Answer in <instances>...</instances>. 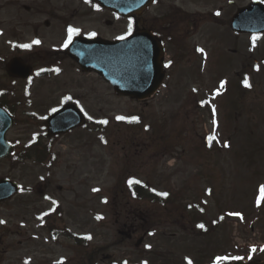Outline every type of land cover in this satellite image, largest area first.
I'll list each match as a JSON object with an SVG mask.
<instances>
[{
  "label": "rangeland",
  "instance_id": "374dc122",
  "mask_svg": "<svg viewBox=\"0 0 264 264\" xmlns=\"http://www.w3.org/2000/svg\"><path fill=\"white\" fill-rule=\"evenodd\" d=\"M249 1L156 0L142 12L168 32L171 58L162 86L144 99L115 93L94 71L72 75L62 59L65 72L51 81L80 86L86 122L52 141L43 160L37 150L18 161L34 134L39 144L46 139L38 118L16 110L7 131L16 149L0 158V177L22 189L0 201V264H213L264 240V32L253 42L229 24ZM24 4L35 8L26 13ZM63 15L106 38L128 22L92 0H0L5 38L38 31L45 49L62 46ZM0 51L10 53L2 38ZM45 92L36 90L29 108L40 118L51 111ZM128 178L140 181L132 184L139 193Z\"/></svg>",
  "mask_w": 264,
  "mask_h": 264
},
{
  "label": "water",
  "instance_id": "95a60500",
  "mask_svg": "<svg viewBox=\"0 0 264 264\" xmlns=\"http://www.w3.org/2000/svg\"><path fill=\"white\" fill-rule=\"evenodd\" d=\"M100 5L112 8L121 15L139 13L153 0H95ZM236 31L261 32L264 30V4L251 0L241 6L230 19ZM68 52L84 70L93 69L112 83L118 93L136 98L151 95L163 79V46L150 30H136L123 39H107L98 35L80 36L69 44ZM10 73L26 76L29 67L18 58H12L7 66ZM84 114L81 109L65 104L46 118L50 133L67 131L81 124ZM13 124L12 116L0 106V157L8 155L12 144L6 139V131ZM18 183L9 177H0V200L12 196ZM139 238L137 243L141 241ZM219 264H264L260 261L225 260Z\"/></svg>",
  "mask_w": 264,
  "mask_h": 264
},
{
  "label": "flooded vegetation",
  "instance_id": "af4514ba",
  "mask_svg": "<svg viewBox=\"0 0 264 264\" xmlns=\"http://www.w3.org/2000/svg\"><path fill=\"white\" fill-rule=\"evenodd\" d=\"M81 2V0H80ZM25 12L29 13L35 6L25 5ZM80 8V6H76V9ZM75 10V8H73ZM58 14V13H56ZM116 16V15H115ZM60 20L65 19L62 27V36L59 38V43L64 44L65 39H67V28L71 25L73 28L79 29V32L76 33L73 37L84 35L81 27L78 26L77 23L68 20L67 16L63 15V18L58 16ZM118 17V16H116ZM129 20L132 21L131 31L129 32L128 23ZM49 22L46 19L45 24L47 25ZM150 29L154 35L164 44L165 49V59H164V69L165 76H167V68L169 66V62L171 58L166 57V44L167 41V31L160 28V26H154L145 21V17L141 14L131 15L128 17V22L126 26V30L124 31L123 36L136 31L143 29ZM169 30V29H168ZM170 31V30H169ZM4 29L2 26L0 27V39L2 41L7 42L10 45V53H3L0 51V105L7 109L14 117L16 116V110L18 109H27L25 111V115L29 118L39 119L41 121L40 125L43 128L41 135L46 139L44 142L45 145L52 146V141L58 139L62 134L50 135L47 132V127L45 124L46 116L52 112L53 109L61 106L66 103H74L80 107L81 106V92L78 90L80 88L79 85H72L73 83H66L62 86H56L53 84L56 82L57 77L61 76L65 72V67L62 63V59L68 60V68L69 72L72 75L79 73L82 68L79 63L67 52V47H52V48H43L41 44H44L42 40V35L38 31H34V34L27 40H21V35L19 33H12L10 38H5ZM33 40H39V44H32ZM22 44H31L30 48H23L19 45ZM44 50H42V49ZM11 57H19L25 63L30 66V73L28 76H21L16 73H10L6 67L7 62ZM167 65V66H166ZM57 69L59 71H57ZM165 79V78H164ZM51 81L50 85H36L37 81ZM20 81V82H19ZM22 82V83H21ZM69 85V86H68ZM39 90L40 92L46 91L43 97H48L47 102L45 104L51 109L48 111V114L41 115V118L38 117L33 111H30L29 108H32L34 105V98L36 97L35 91ZM70 98V99H69ZM41 105V104H40ZM45 105V106H47ZM39 134H34L32 140H28L24 142L22 145V149H19L21 153L24 154H35V152L42 151L45 152V147L38 143L39 139L37 138ZM16 147V146H15ZM42 149V150H41ZM55 151V150H54Z\"/></svg>",
  "mask_w": 264,
  "mask_h": 264
},
{
  "label": "snow or ice",
  "instance_id": "6c2138e0",
  "mask_svg": "<svg viewBox=\"0 0 264 264\" xmlns=\"http://www.w3.org/2000/svg\"><path fill=\"white\" fill-rule=\"evenodd\" d=\"M153 2H155V0H153ZM128 27H129V32H130L131 31V27H132V21L131 20H129ZM78 32H79V29L73 28L71 25H69L68 28H67V33H68L67 39H65L64 44L62 45V47H67L68 44L71 42L72 37ZM89 35H95V33H89ZM126 35H127V33H126ZM119 38L123 39L124 37L122 36V37H119ZM257 39H258V37L254 34L252 36L253 42H255ZM39 43H40L39 40H33L32 41V44H39ZM19 46L23 47V48H30L32 45L31 44H22V45H19ZM197 50L200 51V52H203V49H197ZM57 71H59V70L57 69ZM244 82L247 85V80H245ZM224 83H225L224 81L220 82V87L221 88L224 86ZM201 103L203 104V103H205V101H201ZM52 111H55V109H53ZM213 114L215 115V107L214 106H213ZM89 119H92V117H89ZM115 119L118 120V121H125L126 120L128 122H138V117H136V116L126 117V116L118 115V116L115 117ZM99 123L107 124L108 121L107 120H101V121H99ZM215 123H216V121H215V119H213V124L215 125ZM214 139H215V135H212V136L208 137L209 142H211ZM227 146H228V144H227V142H225V147H227ZM128 183H129V185H132L133 183H140V181L134 180V179H129ZM93 191H99V190L98 189H93ZM152 191L155 192L156 190L152 189ZM260 192H261V197H259L258 200H257L258 204L260 203L261 199H264V185H261ZM157 195H159V196H167L168 193L167 192H158ZM53 203H55V201H53ZM228 215L240 216L241 214L240 213H228ZM97 218L99 219L100 217H97ZM0 223H4V221H0ZM198 227L203 228L204 225L201 224V225H198ZM150 235H151V233H150ZM88 238L90 239L91 237H88ZM145 247H150V245H145ZM260 250L264 251V246H261ZM255 251H256V247L255 246H250L249 258H251L252 253H254ZM185 259L187 261V264H192V261L189 258L186 257ZM227 259L241 260V259H243V257H216V261L214 262V264H219V262L227 260ZM125 264H126V262H125ZM144 264H147V262H144Z\"/></svg>",
  "mask_w": 264,
  "mask_h": 264
},
{
  "label": "trees",
  "instance_id": "16d2710c",
  "mask_svg": "<svg viewBox=\"0 0 264 264\" xmlns=\"http://www.w3.org/2000/svg\"><path fill=\"white\" fill-rule=\"evenodd\" d=\"M26 156H20V158H25ZM129 181V178L127 180V182ZM136 186V185H135ZM128 188L131 190V192L133 194H137L141 191V186L140 187H136V189H134V186L130 185V187L128 186ZM143 197H148L150 198L152 201H155V200H158V196L157 195H153V194H150V193H147L145 196ZM166 197H169L168 195Z\"/></svg>",
  "mask_w": 264,
  "mask_h": 264
}]
</instances>
